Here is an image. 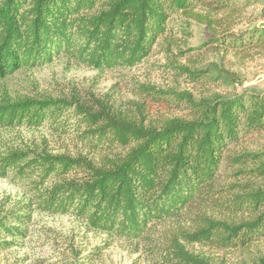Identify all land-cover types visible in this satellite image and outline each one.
Instances as JSON below:
<instances>
[{
	"label": "trees",
	"instance_id": "1",
	"mask_svg": "<svg viewBox=\"0 0 264 264\" xmlns=\"http://www.w3.org/2000/svg\"><path fill=\"white\" fill-rule=\"evenodd\" d=\"M251 1L0 0V81L60 55L101 72L132 68L161 42L178 45V32L190 37L192 22L211 28L210 43L226 51L261 49L264 25L236 31L230 19ZM176 17L184 18L178 29ZM175 69L188 82L221 80L218 71ZM160 94L149 98L185 102L188 116L150 125L139 108L116 110L93 95L94 105L76 93L0 97V129L47 127L102 156L96 163L29 148L0 153V176L31 194L0 215V251L26 237L35 210L76 215L89 231L137 241L155 264H213L189 245L224 251L264 240V151L232 149L264 133V91L199 101ZM111 243L97 245L82 264L99 259Z\"/></svg>",
	"mask_w": 264,
	"mask_h": 264
},
{
	"label": "rangeland",
	"instance_id": "2",
	"mask_svg": "<svg viewBox=\"0 0 264 264\" xmlns=\"http://www.w3.org/2000/svg\"><path fill=\"white\" fill-rule=\"evenodd\" d=\"M232 18L236 31L264 25V0H252L245 8L235 9L230 15ZM183 20L176 17L172 23L178 29ZM190 31V37L177 33L178 45L169 47L161 42V46L154 47L152 55L132 68L101 72L60 55L49 64L19 69L0 81V97H69L76 93L83 101H89L93 95L97 100L108 101L116 110L129 109L137 113L139 108L143 111L145 124L159 125L166 119L187 117L189 109L182 101L177 106L165 99L153 100L149 98L152 93H161L164 98L171 97L172 93L186 94L199 101L214 94L225 96L245 90L264 91V47L249 48L244 52L226 51L210 43L214 33L208 26L192 22ZM175 66L208 70V74L218 71L221 80L218 83L188 82L184 76L177 75ZM139 85L154 91L144 95L138 90ZM78 145L47 127L0 129V153L10 148H29L54 155H83L100 163L101 155L89 154ZM232 149L235 152L244 149L264 151V133L243 140ZM30 197L22 184L0 176L1 216L29 202ZM27 232L19 244L0 251V264H82L97 245L109 241L112 243L102 251V256L88 264H155L144 251L143 244L139 246L137 241L111 239L107 234L89 231L76 215H54L35 210ZM138 247L141 251L135 252ZM188 248L209 256L213 264H261V260L264 261V240L245 248L224 251L197 244Z\"/></svg>",
	"mask_w": 264,
	"mask_h": 264
}]
</instances>
